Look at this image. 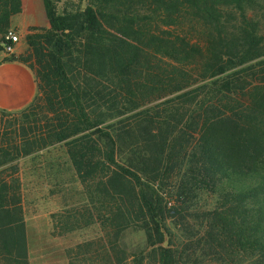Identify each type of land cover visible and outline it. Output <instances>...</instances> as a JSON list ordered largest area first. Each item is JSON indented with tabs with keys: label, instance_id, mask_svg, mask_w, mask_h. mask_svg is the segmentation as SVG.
<instances>
[{
	"label": "trees",
	"instance_id": "16d2710c",
	"mask_svg": "<svg viewBox=\"0 0 264 264\" xmlns=\"http://www.w3.org/2000/svg\"><path fill=\"white\" fill-rule=\"evenodd\" d=\"M43 1L50 27L4 61L34 72L42 142L63 146L83 186L87 204L61 226L99 227L69 264H264V0ZM10 19L0 0V54ZM19 135L0 110V264H30ZM207 185L222 201L193 215ZM130 229L143 249L127 251Z\"/></svg>",
	"mask_w": 264,
	"mask_h": 264
},
{
	"label": "rangeland",
	"instance_id": "374dc122",
	"mask_svg": "<svg viewBox=\"0 0 264 264\" xmlns=\"http://www.w3.org/2000/svg\"><path fill=\"white\" fill-rule=\"evenodd\" d=\"M56 2L60 12L65 9L71 11L84 8L89 4V0H56ZM31 28L25 35L17 34L20 42L15 48V55L28 56L25 37L30 33ZM2 54H7L6 50ZM29 64H34V60ZM38 95L37 85V94L31 106L23 113L16 114L21 146L31 151V154L19 161L22 205L28 232L29 262L30 264H69L67 250L85 241L99 238L100 231L98 226L85 228L81 224L79 226L81 228H74L72 233L66 234V229L60 224L61 220H66L68 211L76 214L80 204H87L86 196L63 146H51L47 142H42L46 130L41 117V104L37 100ZM11 120L10 117L5 118L2 124L7 128ZM7 129L10 131L9 128ZM235 162L238 163V159ZM181 181V177L176 175L170 178L163 190L167 199H174ZM208 189V185L199 189L198 199L192 203V207L195 208L193 215L214 210L220 205L222 195H215ZM217 189L219 191L221 188L217 187ZM226 189L228 190L227 185ZM53 223L56 226H53ZM190 223L194 225L195 231L203 232L196 221L191 220ZM168 225L179 239L181 236L184 237L183 232L176 228L174 222H169ZM168 240L170 241L169 237ZM145 242L143 231L130 229L124 235V243L129 252L143 249Z\"/></svg>",
	"mask_w": 264,
	"mask_h": 264
},
{
	"label": "crops",
	"instance_id": "0c3cea01",
	"mask_svg": "<svg viewBox=\"0 0 264 264\" xmlns=\"http://www.w3.org/2000/svg\"><path fill=\"white\" fill-rule=\"evenodd\" d=\"M10 12V30L16 34L25 35L31 27H50L43 0H10ZM10 56L0 55V110L20 114L33 103L37 81L27 65L4 61Z\"/></svg>",
	"mask_w": 264,
	"mask_h": 264
},
{
	"label": "built area",
	"instance_id": "2783aa9c",
	"mask_svg": "<svg viewBox=\"0 0 264 264\" xmlns=\"http://www.w3.org/2000/svg\"><path fill=\"white\" fill-rule=\"evenodd\" d=\"M8 40L10 41V44L6 46V52L7 54H13L15 52L16 46L20 42V37L13 31H10L7 36Z\"/></svg>",
	"mask_w": 264,
	"mask_h": 264
},
{
	"label": "water",
	"instance_id": "95a60500",
	"mask_svg": "<svg viewBox=\"0 0 264 264\" xmlns=\"http://www.w3.org/2000/svg\"><path fill=\"white\" fill-rule=\"evenodd\" d=\"M168 237H169V236H168V235H166V240H165V243H164V245H165V246H168V244H169Z\"/></svg>",
	"mask_w": 264,
	"mask_h": 264
}]
</instances>
